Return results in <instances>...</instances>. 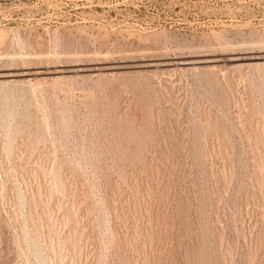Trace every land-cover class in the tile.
I'll return each instance as SVG.
<instances>
[{"label":"rangeland","instance_id":"rangeland-1","mask_svg":"<svg viewBox=\"0 0 264 264\" xmlns=\"http://www.w3.org/2000/svg\"><path fill=\"white\" fill-rule=\"evenodd\" d=\"M0 264H264V0H0Z\"/></svg>","mask_w":264,"mask_h":264}]
</instances>
